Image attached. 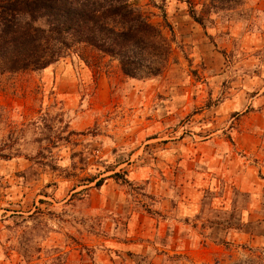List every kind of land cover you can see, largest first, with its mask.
I'll return each instance as SVG.
<instances>
[{
	"label": "rangeland",
	"instance_id": "1",
	"mask_svg": "<svg viewBox=\"0 0 264 264\" xmlns=\"http://www.w3.org/2000/svg\"><path fill=\"white\" fill-rule=\"evenodd\" d=\"M133 3L162 75L0 76V264H264V0Z\"/></svg>",
	"mask_w": 264,
	"mask_h": 264
},
{
	"label": "trees",
	"instance_id": "2",
	"mask_svg": "<svg viewBox=\"0 0 264 264\" xmlns=\"http://www.w3.org/2000/svg\"><path fill=\"white\" fill-rule=\"evenodd\" d=\"M94 53L137 79L160 76L175 61L171 39L133 0H0V76Z\"/></svg>",
	"mask_w": 264,
	"mask_h": 264
}]
</instances>
